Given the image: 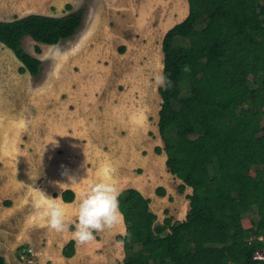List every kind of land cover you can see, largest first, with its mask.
Returning a JSON list of instances; mask_svg holds the SVG:
<instances>
[{
    "label": "trees",
    "instance_id": "16d2710c",
    "mask_svg": "<svg viewBox=\"0 0 264 264\" xmlns=\"http://www.w3.org/2000/svg\"><path fill=\"white\" fill-rule=\"evenodd\" d=\"M187 1V15L161 41L163 71L174 86L158 88L163 145L154 151H165L167 170L182 181L179 192L191 187L189 209L182 220L159 222L149 197L123 188L119 208L128 235L115 238L123 241L125 264H264L254 257L264 249V0ZM83 15L78 8L0 19V42L20 60V72L38 77L41 59L22 39L55 44L75 34ZM61 197L71 201L74 192L64 189ZM244 214L251 227L243 226ZM74 251L70 239L63 254Z\"/></svg>",
    "mask_w": 264,
    "mask_h": 264
},
{
    "label": "rangeland",
    "instance_id": "374dc122",
    "mask_svg": "<svg viewBox=\"0 0 264 264\" xmlns=\"http://www.w3.org/2000/svg\"><path fill=\"white\" fill-rule=\"evenodd\" d=\"M177 1L158 0L145 8L141 0H0L2 20L32 12L63 15L84 9L83 21L71 37L55 44L38 43L30 36L22 39L24 49L41 59L38 77L20 72V60L0 42V183L14 180L18 173H30L41 182L51 167L63 171L64 161L73 158L66 156L63 142L58 141L62 134L69 138L72 150L88 154L83 168L91 180L96 176L92 169L102 168L98 160L91 161V153L126 148L121 140L112 141V133L102 137L114 116L110 109L109 115L100 113L104 105L115 104L117 95L133 99L137 108L148 99L150 128L146 123L149 129L135 138L133 147L124 149L126 164H112L116 156L109 157L103 176L115 178L118 188L142 182L152 197L158 186L163 187L165 204L159 203L158 221L166 216L174 218L170 210L185 192L177 189L182 181L167 170L165 156L157 157L151 165L149 156L156 153L155 145H163L157 124L161 96L154 76L163 67L161 39L178 20L173 12ZM180 2L185 17L188 1L179 0L176 5ZM36 45L40 52L35 50ZM121 132V136L126 133L125 129ZM187 132L193 135L192 129ZM114 165L121 167L118 173ZM160 165L165 174L155 169ZM242 224L251 227L248 214H244ZM115 235L108 230L94 233L88 264H125L123 246ZM255 255L264 259V249Z\"/></svg>",
    "mask_w": 264,
    "mask_h": 264
},
{
    "label": "crops",
    "instance_id": "0c3cea01",
    "mask_svg": "<svg viewBox=\"0 0 264 264\" xmlns=\"http://www.w3.org/2000/svg\"><path fill=\"white\" fill-rule=\"evenodd\" d=\"M140 3H142L145 8H150L153 3H158V0H141ZM173 12L174 16L176 15L178 18L176 23L184 18L183 16L185 15V11L181 3L179 6L175 4ZM150 106V103L148 105V99H144L143 103L137 108L133 99H129L123 95H117L115 104L104 105L102 111L100 112L103 115H109L108 110L110 109L112 110L110 114L114 115L108 130L102 137L109 136L110 133H112L114 136L112 141L121 140V144L126 143V148L133 147L135 145V138L138 139L140 136H143L144 131H147L150 128ZM116 109L118 112L115 111ZM146 123L149 124V128L146 127ZM122 129H125L126 132L123 136H121ZM66 137V135L62 134L61 139L58 141L63 142L66 150V156L68 155V157L73 159L70 161H64L66 167L63 171H60L59 169L56 171V169H54L55 167H51L41 182H36L34 180L35 177H33L34 175L30 173H25V175H20V173H18L16 177H14V180H3L0 183V254L4 257L6 264L89 263V257H91L89 254L91 253V248L94 244L93 241L86 245H79L75 241L74 253L71 256H65L63 254L65 244L70 239H73L72 233L75 230L74 224L77 218L79 193L86 190L88 185L93 182L105 181L113 184L118 183L113 177L107 178L106 176H103V168L107 167V164L110 163V156H116L115 159L112 158L114 159L112 164H119L120 161H123L121 162L122 164H126L127 160H124V156L122 154L126 148L118 151H112L111 153H91V155H89L91 161L98 160L97 163L101 162L102 168H93L92 173L96 176L91 177V180H89L87 172L83 168V161L87 159L88 154L83 152L79 153L78 150H72L69 143H67V141L69 142V138ZM75 142L77 144L80 143L79 138L76 137ZM78 146L82 148L81 146L83 145L78 144ZM164 156L166 157L164 150L160 153H152L149 156V164L151 165L153 161H157V157L161 158ZM119 167H116L117 169H115L117 173L119 169L121 170V167ZM155 169L157 171L161 170L160 172L163 174L166 172L164 169H161V165L160 168L158 167ZM70 177H75L77 183H80L76 185L71 184ZM126 187L123 186L119 188V190ZM128 187H135L139 189L143 195L150 198V208L157 215L158 221V219H160L159 211L161 210L159 203L164 201L163 204H165L164 198L157 194L152 197V193L142 182H137L135 185ZM186 187L189 186L186 185L185 188ZM185 188L183 190L185 192L181 194L182 197L177 201L178 203L176 204L174 210H170L171 214L175 218H173V220L184 219L189 209V199L187 195L191 193L192 189L187 191ZM64 189L73 190V200L65 201L62 199L61 193ZM45 196L49 198H45ZM50 202H55L61 205L64 214L63 218L69 225L67 231L56 232L49 227L48 205ZM108 231L109 234H124L125 224L122 222ZM117 241L120 242V240ZM22 246L32 247L33 252L29 254V261L20 260L18 258V248ZM119 246L122 248V244ZM115 251L117 253V249H115Z\"/></svg>",
    "mask_w": 264,
    "mask_h": 264
},
{
    "label": "clouds",
    "instance_id": "9594fccd",
    "mask_svg": "<svg viewBox=\"0 0 264 264\" xmlns=\"http://www.w3.org/2000/svg\"><path fill=\"white\" fill-rule=\"evenodd\" d=\"M183 71H190L189 66L185 65ZM154 83L158 88L165 90L174 86L173 81L164 74L163 67L155 74ZM70 179L73 185L80 183H77L75 177H70ZM119 196V188L105 181L90 183L86 190L79 193L75 230L72 233L77 244L86 245L95 239L94 233L111 230L123 222V214L119 208ZM45 198L49 197L45 196ZM63 215L60 204L49 203L48 223L51 229L56 232L68 230L69 225L65 222ZM125 235L128 234L125 233ZM118 243L122 244L123 241Z\"/></svg>",
    "mask_w": 264,
    "mask_h": 264
},
{
    "label": "built area",
    "instance_id": "2783aa9c",
    "mask_svg": "<svg viewBox=\"0 0 264 264\" xmlns=\"http://www.w3.org/2000/svg\"><path fill=\"white\" fill-rule=\"evenodd\" d=\"M259 239H262V236H259ZM33 252L31 246H22L21 249L18 252V258L20 260L29 261L30 257L29 254ZM254 257L259 258V255H254Z\"/></svg>",
    "mask_w": 264,
    "mask_h": 264
},
{
    "label": "bare ground",
    "instance_id": "6f19581e",
    "mask_svg": "<svg viewBox=\"0 0 264 264\" xmlns=\"http://www.w3.org/2000/svg\"><path fill=\"white\" fill-rule=\"evenodd\" d=\"M179 1V0H178ZM177 1V2H178ZM177 2H175L176 4H177ZM181 3V2H180ZM114 8V7H113ZM182 10V9H181ZM109 246V245H108ZM107 247V246H106ZM110 248H112V247H110ZM113 250V249H112ZM105 251L107 252V250H106V248H105ZM110 253H111V251H110ZM112 255V254H111Z\"/></svg>",
    "mask_w": 264,
    "mask_h": 264
}]
</instances>
